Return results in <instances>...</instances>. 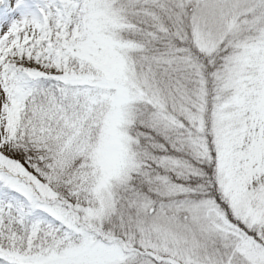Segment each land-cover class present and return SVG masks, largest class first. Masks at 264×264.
<instances>
[{
    "label": "rangeland",
    "instance_id": "1",
    "mask_svg": "<svg viewBox=\"0 0 264 264\" xmlns=\"http://www.w3.org/2000/svg\"><path fill=\"white\" fill-rule=\"evenodd\" d=\"M157 2L162 12H141ZM6 4L33 24L9 28L0 42V222L9 219L12 232L0 264H264V0H0V24L12 19ZM187 25L198 50L224 53L211 75L217 202L177 199L190 174L185 162L170 156L143 171L146 157L130 131L146 104L151 121L176 134L186 125L173 114L201 127L197 106L187 109L203 92L199 67L183 60L195 78L188 85L189 77L149 71L139 55L144 39L164 46L168 28ZM168 48L150 57L155 69L169 71ZM57 89L84 117L67 143L88 144L78 157L86 195L71 201L11 152L29 94ZM185 133L170 147L206 155L194 132ZM138 175L149 181V197L132 187Z\"/></svg>",
    "mask_w": 264,
    "mask_h": 264
},
{
    "label": "trees",
    "instance_id": "2",
    "mask_svg": "<svg viewBox=\"0 0 264 264\" xmlns=\"http://www.w3.org/2000/svg\"><path fill=\"white\" fill-rule=\"evenodd\" d=\"M139 7L137 6V11H139ZM158 9H160L159 2L157 4L153 3V5L149 4V8L141 12H151L150 15L153 12H162ZM149 19L152 23V18L150 17ZM189 28L187 25L182 30L176 32L172 28H168L169 38L167 42L165 41L167 45L164 44V46L156 45L153 40L154 35L152 38L144 39L142 44L145 45V49L139 55L147 56V61H145L146 68L149 69L148 66H150L151 70L155 71L154 73H167L165 76L170 77L172 81H183L189 77L188 85L195 78L193 79L192 69L189 68L191 64L185 63L183 60L199 67L204 83L203 92L201 93L200 102H192L187 109L190 112L195 111L193 107L197 106L196 110L200 116L201 129L189 126L185 119L174 114L173 117L177 120V123H184L186 125L185 127H181V130L177 134L172 129L166 128L164 124L163 126L160 124L157 126L151 121L154 110L149 107V104H146L143 106L142 116L138 119L142 124H134L130 131L132 136L138 138L139 146L144 153V156L141 158L146 157L144 161L146 165L144 164L145 168L143 171L148 169L154 170L156 160H164L170 156L172 158H179L185 162L184 164L187 165L190 174L185 181L181 182L182 185L178 186L184 188L185 191L177 199H188L198 202L207 198H214L217 202L219 194L215 183V154L210 130L211 112L215 103L211 75L218 65L221 64L224 53L219 49L217 53L207 55L198 50L192 42ZM152 32L155 34L154 30ZM171 44L174 48V57L176 59L172 57L169 71H164L165 68L162 70L155 69L156 65L153 61L151 62L150 57L156 56L161 52L167 55L169 52L168 47ZM32 60L35 62V57ZM178 61H181V68ZM151 70L149 69V71ZM58 89L54 93L49 90L48 96L45 97H42L40 95L41 92H37V90L29 94L22 105L19 128L12 140L11 152H15L16 156L24 161L19 163L30 173L32 172V174L41 179L47 178L49 181L52 179V183L57 187L61 196H65L67 200L71 201L76 196L81 197L86 195V193L82 192V188L85 185L83 184V179L80 177L79 159L81 156L79 155L84 152L88 144L80 141L82 145H74V139L71 143H67V136L70 135L72 123L79 120L81 115L79 108L71 101L72 99L65 95V90ZM42 99L44 100L43 103ZM50 99L54 103L52 110L50 108V105H52ZM182 99L186 100L188 98L182 96ZM46 107L47 109H45ZM81 117L83 120L84 117ZM186 129L192 130L194 134H191V136L199 138L204 143L206 155L204 154L203 157L195 159V157H190L191 152L186 149L178 148L177 145L176 148L170 147V144L175 146L177 139H189L190 136L185 133ZM89 131L88 140L91 143L96 130L95 128H90ZM83 136L80 133L75 138L81 137L84 140ZM73 146H77L78 148L73 149ZM78 157L80 158L78 159ZM146 180L147 178L141 179V176L138 175L131 182L132 187L138 191L137 194L143 197H149L151 194L149 192L150 187L148 186L149 181ZM8 220L0 222V244L3 243L4 245H7L11 241L9 236L12 232L9 228L10 223Z\"/></svg>",
    "mask_w": 264,
    "mask_h": 264
},
{
    "label": "bare ground",
    "instance_id": "3",
    "mask_svg": "<svg viewBox=\"0 0 264 264\" xmlns=\"http://www.w3.org/2000/svg\"><path fill=\"white\" fill-rule=\"evenodd\" d=\"M4 10H6L5 12H10V15L12 16L11 22H5V23H1L0 24V42L3 40H6V36L5 34H7L9 32V28L14 27V30H18V25L20 26V29H23V27L26 28H31L33 21L32 18L29 17L28 20H26L25 18L21 17L20 14H18V12L16 11L17 8V4H13V5H9L6 4L3 8ZM4 15V14H3ZM2 15V16H3ZM17 15V17H15Z\"/></svg>",
    "mask_w": 264,
    "mask_h": 264
}]
</instances>
